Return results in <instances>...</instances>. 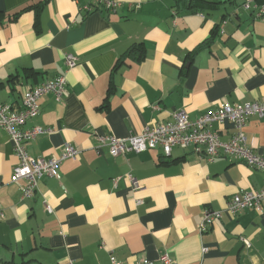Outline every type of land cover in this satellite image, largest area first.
<instances>
[{"label":"crops","instance_id":"1","mask_svg":"<svg viewBox=\"0 0 264 264\" xmlns=\"http://www.w3.org/2000/svg\"><path fill=\"white\" fill-rule=\"evenodd\" d=\"M118 1L107 10L93 0H0V103L19 110L26 89L65 74L61 98L44 93L25 124L55 130L25 147L33 157H57L66 142L79 150L59 164L60 179L41 178L22 199L23 179L11 180L18 157L0 128V264L163 255L264 264V201L260 210H223L235 193L262 188L264 171L230 156L209 162L193 145L117 156L96 145L98 134L125 138L179 110L195 119L221 103L264 101V16L243 0ZM64 52L77 60L66 71ZM213 128L222 140L234 131L229 120ZM243 133L264 156V116L250 115ZM220 209L202 229L204 212Z\"/></svg>","mask_w":264,"mask_h":264},{"label":"built area","instance_id":"2","mask_svg":"<svg viewBox=\"0 0 264 264\" xmlns=\"http://www.w3.org/2000/svg\"><path fill=\"white\" fill-rule=\"evenodd\" d=\"M95 6L101 5L107 10H115L119 5L118 0H93ZM242 6L248 10L257 11L264 16V3L255 0H243ZM89 10V6H85ZM65 71L76 64V57L69 52L63 54ZM66 85L65 74H57L51 79L42 81L34 87L23 92L22 107L19 110L12 109L9 105L0 103V128L7 131L13 141L14 151L18 162L13 169L11 180L22 178L24 183L21 188V198L30 199L34 196L38 181L43 177L60 179L59 164L66 158L76 157L79 153L71 143L63 144L62 151L57 157L30 156L26 152V143L41 133H51L53 126L25 127L27 121L35 118L40 111L39 98L46 92H52L57 99L61 98ZM264 116V101H252L238 104L221 103L190 119L185 111H176L173 120L166 123H157L153 126H145L138 133L118 138L110 133L96 136L97 146H107L112 156L123 155L128 152H140L150 148L159 147L164 155H170L174 147H188L193 145L202 149L207 161H213L219 156H230L236 161L243 162L251 167L264 171V156L256 154L248 145L243 128L250 115ZM229 120L234 128L228 140H222L217 130L213 128L215 123ZM126 178L138 187L137 180L130 173ZM264 201V186L260 189L242 190L231 196L223 210L230 215H235L245 208L261 209ZM47 210L51 208L45 204ZM222 210H206L203 214L201 228L205 229L215 219L221 216ZM4 216L0 208V219ZM65 264H73L72 260ZM109 264H122L114 257ZM136 264H176L168 255H163L158 261L141 258Z\"/></svg>","mask_w":264,"mask_h":264},{"label":"trees","instance_id":"3","mask_svg":"<svg viewBox=\"0 0 264 264\" xmlns=\"http://www.w3.org/2000/svg\"><path fill=\"white\" fill-rule=\"evenodd\" d=\"M133 45H134V44H133ZM133 45H131V47H133ZM130 50H131V49H130ZM130 50H129V51H130Z\"/></svg>","mask_w":264,"mask_h":264}]
</instances>
